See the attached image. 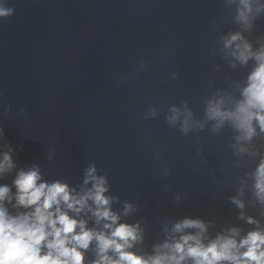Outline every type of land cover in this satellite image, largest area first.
<instances>
[{
  "label": "clouds",
  "instance_id": "1",
  "mask_svg": "<svg viewBox=\"0 0 264 264\" xmlns=\"http://www.w3.org/2000/svg\"><path fill=\"white\" fill-rule=\"evenodd\" d=\"M221 2L224 14L211 24L216 33L213 52L233 72L244 74L226 75V87L214 90L215 81H208L201 114L184 99L167 106L164 121L196 145L198 157L204 152L199 133L230 131L227 148L233 159L222 171L232 181L234 194L228 202L239 223L218 227L201 217L165 216L161 238L146 249L145 218L128 221L139 205L114 195L107 174L94 161L82 170L79 183L46 179L41 164H17V151L0 127V181L12 178L10 184L0 183V264H264V34L249 38L257 20L264 18V0ZM13 13L0 3V18ZM225 21L235 29L224 31ZM148 65V58H141L129 78ZM178 76L170 72L168 79ZM12 111L10 105L3 106L5 115ZM162 111L150 104L140 118L155 119ZM53 156L48 152L46 158L51 161ZM160 174L168 178L174 173L164 166ZM161 190L173 187L165 184ZM185 198L173 192L174 203Z\"/></svg>",
  "mask_w": 264,
  "mask_h": 264
}]
</instances>
